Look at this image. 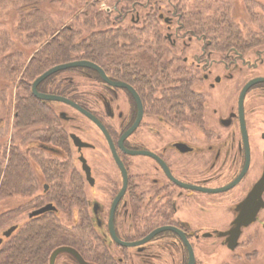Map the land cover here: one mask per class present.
I'll return each mask as SVG.
<instances>
[{"label":"flooded vegetation","instance_id":"af4514ba","mask_svg":"<svg viewBox=\"0 0 264 264\" xmlns=\"http://www.w3.org/2000/svg\"><path fill=\"white\" fill-rule=\"evenodd\" d=\"M160 15L168 33L148 34L152 42L133 34L149 49L126 53L128 65L119 69L84 53L52 61L43 73L90 65L59 71L37 86L69 103L38 99L32 93L38 76L32 81L30 95L52 121L28 152L46 159L40 169L31 165L35 188L10 204L9 213L26 217L2 231L0 249L28 222L54 217L60 239L45 264L61 257L68 264H156L165 257L188 264L192 239L231 230L264 170V34L221 33L213 42L202 33L178 48L173 20ZM193 37L199 48H191ZM217 211L231 218L206 225L204 216ZM59 249L67 251L51 262Z\"/></svg>","mask_w":264,"mask_h":264},{"label":"rangeland","instance_id":"374dc122","mask_svg":"<svg viewBox=\"0 0 264 264\" xmlns=\"http://www.w3.org/2000/svg\"><path fill=\"white\" fill-rule=\"evenodd\" d=\"M15 3L14 0H0V165L3 168L7 164L9 156H12L11 154L15 151L30 161L33 155L28 152L29 144L32 140L42 137L45 129L41 127L44 124L49 125L51 122L47 108L42 117L29 110V114H23L21 120L17 121L18 114L21 113L20 104L24 105L25 110L30 108L29 102L26 103L23 100L27 93H30V84L54 63L43 66L39 73L32 75L27 73L26 68L30 59L35 57L34 49L38 48L39 44L35 45L33 41L30 43L28 40L33 35L32 31L28 32L25 31L26 28H23L19 20L20 14L19 17L17 16L18 6ZM157 6L159 9L161 8L158 15L162 14L165 18L173 20L172 32L180 35L176 38L178 48H183L181 42L186 43L189 36L202 33L207 34L213 42L216 41V36L221 33L264 34V0H52L48 6L42 8V16L44 17L43 22L48 24L47 30L52 31L50 34L53 36L63 28H74L76 35H74L73 41L76 45L84 40H89L90 36L100 32L107 33L105 37L117 34L118 37L113 40V43L121 45L128 44L124 38L132 39L135 36L133 34L152 35L158 33L162 35L168 33L165 24L156 19ZM130 17L134 20L139 17V25L130 23ZM205 24L207 31L203 28ZM229 24L232 25L229 27L230 30L234 31H223L228 29ZM118 33L127 36L118 35ZM150 35L145 37L148 42H152ZM182 35L183 39H181ZM35 39L37 42L42 41L41 43H46L49 40V38H39L38 36ZM192 42L194 44L191 48H199L194 37ZM106 44L104 49H111L109 43ZM120 52L116 51V53ZM32 53L33 56H31ZM70 53L67 60L77 57L78 53H73V51ZM53 107H57V111H59V106L53 105ZM39 152L37 149L36 153ZM44 158L46 159L44 155L37 160H34L33 157L31 165L36 162L37 168L40 169L39 160ZM0 171L4 172L2 168ZM3 175L6 177L5 173ZM20 193L24 194L14 191L9 194L10 196L3 194L5 198H1L0 195V214L5 213V217L0 219V236L2 231L20 220L19 218L26 217L23 216L25 213H21L22 215L10 213L8 215L10 204L12 205L14 200L19 199L17 195ZM204 217V223L208 226H218L221 221L223 224L224 220L231 218L223 211H217L215 214L209 212ZM257 219L255 224L242 232L238 246L234 251L228 250L223 240L216 236L192 239L195 264H264V211L258 215ZM210 228L212 227H208V230ZM34 231V240L26 245L25 250L21 251L20 257L15 260L12 258L14 264H32L35 243L39 241V238H42L43 233L39 227H35ZM3 246L0 249V264L8 250V246L4 249ZM46 255L43 248L42 252L38 254L40 264H44ZM12 259L7 257L5 263L10 264ZM65 259L66 257H61L59 264H68ZM162 260L156 264H170L166 257ZM175 264L180 263L177 260Z\"/></svg>","mask_w":264,"mask_h":264},{"label":"trees","instance_id":"16d2710c","mask_svg":"<svg viewBox=\"0 0 264 264\" xmlns=\"http://www.w3.org/2000/svg\"><path fill=\"white\" fill-rule=\"evenodd\" d=\"M16 3L15 5L18 6V12L17 16L19 17L20 14V21L22 23L23 28L25 31H32V36L30 39V43L32 41L35 45H38L39 47L34 49L36 51L35 57H33L30 62L27 69V73L30 75L41 72V69L43 66H46L47 63H52V61L57 62H66L67 58L70 57L71 51L73 53H84L92 56H96L100 59H102L104 62H107L109 66H113L115 68H120L121 66L128 65V62H126L125 54L129 53L130 51L138 50V49H149L148 46H141L137 44L138 41H135L133 38L131 39H124L128 41V44H118L113 43V40L116 39L118 36L116 34H111V36L105 37L107 33L100 32L97 33V35L90 36L89 40H84L83 42L78 43L76 45L74 43V35H76L74 32V28H63L59 31V33L55 36L53 34H50L48 29V24L43 22V13L42 8L44 6H48L49 3L52 0H14ZM134 1V0H129ZM161 7V6H159ZM161 9V8H160ZM157 6L156 12L160 10ZM161 11V10H160ZM156 17H158V13H156ZM151 17V16H150ZM150 20V19H149ZM44 23V24H42ZM150 23V22H149ZM202 23V22H201ZM186 25V24H185ZM189 26V24H188ZM198 26V24H197ZM200 26H202L200 24ZM226 26V25H225ZM232 27V25L227 26V30L223 31H229L232 32L234 30H230L229 27ZM204 30L207 31L206 24L203 26ZM202 29V28H201ZM115 33V32H114ZM39 38H49L46 43H41L42 41H38L35 39L36 37ZM36 41V42H35ZM106 43H109L111 46V49H104V46L107 45ZM41 45H43L41 47ZM161 47V46H160ZM116 51H121L120 53H116ZM151 57V56H150ZM149 65L153 66L154 63H151L149 61ZM132 66H137V63L131 62ZM162 64L161 62L159 63ZM26 89V93H27ZM26 103L29 102L30 108L24 109L20 104V111L21 113L18 114L17 121H20L23 114H29L30 111H33L35 115L37 116H43V112H45L46 107L40 102L39 100H36L33 98L30 93L28 92L26 97L23 99ZM52 121V119H50ZM51 123V122H50ZM49 123V125H50ZM48 125V126H49ZM47 124H44L41 128L45 129L46 131ZM43 132V133H44ZM42 133V134H43ZM12 156H9L7 164L3 168L2 165H0V168L4 170V172L1 173L0 171V195L1 198H3V194H12L15 192H25L30 193L33 188H35V180L33 178V171L31 169V162L23 158L18 152H13L11 154ZM34 160H37L36 157H34ZM6 174V177L3 174ZM11 213V212H10ZM8 213V215L10 214ZM5 213L2 212L0 214V219H3L5 217ZM39 227L43 231L42 238H39V241L36 242V248L33 251L32 256V264H40V260L38 258L39 252H42V249L44 248L45 253L47 254L48 251L51 249L53 244H55L60 237L58 236V230L61 229L59 221H57L54 217H47L42 218L41 220H38L37 222H28L20 231L15 233L14 239H7L5 245L3 246V249L8 246L7 248V255L3 257V261L1 264H7L5 263V259L7 257L13 258L14 260L20 257L21 251L25 250V247L27 244H30L32 240H34L35 237V231L34 228ZM60 227V228H59ZM56 232V233H55ZM55 233V235H54ZM35 242V241H34ZM3 251V250H2ZM1 253V252H0ZM13 259L10 260V264L13 263ZM46 261V260H45ZM14 264V263H13ZM45 264V262H44Z\"/></svg>","mask_w":264,"mask_h":264},{"label":"water","instance_id":"95a60500","mask_svg":"<svg viewBox=\"0 0 264 264\" xmlns=\"http://www.w3.org/2000/svg\"><path fill=\"white\" fill-rule=\"evenodd\" d=\"M160 17H162V15H160ZM76 66H90V65L85 62H74V63L59 65V66L52 68L51 70L41 74L34 80V82L32 83L33 95L37 97L38 99L45 100V101H60V102L69 103L67 100L63 98L43 95V94L38 93L37 86L50 75L57 73L59 71L65 70V69H69L71 67H76ZM263 192H264V170H263V174L260 180L255 184V186L253 187L251 192L248 194V196L245 198V200L239 205L238 207L239 214L234 220L233 227L231 228V230L217 234L219 238H225V244L228 250L234 251L237 248L239 238L241 237V234H242L241 229L246 228L252 223H254L256 221V217H257L259 210L264 208V203L262 200ZM51 209L52 208L48 206L39 211L32 213V215H37V214L43 213ZM13 230H14V227L10 228L9 230L3 233V236L5 238H8L13 232ZM210 236L211 234L205 235V237H210ZM1 242L2 240L0 239V244ZM62 251H67V249H59L56 252H54L51 258V262L53 258L55 257V255ZM188 252H189L188 264H194L195 262L194 253L190 246H188Z\"/></svg>","mask_w":264,"mask_h":264}]
</instances>
